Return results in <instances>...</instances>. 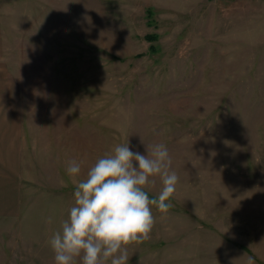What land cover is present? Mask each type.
Masks as SVG:
<instances>
[{"label": "rangeland", "instance_id": "rangeland-1", "mask_svg": "<svg viewBox=\"0 0 264 264\" xmlns=\"http://www.w3.org/2000/svg\"><path fill=\"white\" fill-rule=\"evenodd\" d=\"M0 33V130L17 137L0 264H55L68 163L83 179L127 143H163L179 177L127 264H264V0H0Z\"/></svg>", "mask_w": 264, "mask_h": 264}, {"label": "clouds", "instance_id": "clouds-1", "mask_svg": "<svg viewBox=\"0 0 264 264\" xmlns=\"http://www.w3.org/2000/svg\"><path fill=\"white\" fill-rule=\"evenodd\" d=\"M66 174L75 185L74 206L49 241L55 264H127L128 246L150 239L152 208L166 214L179 182L163 143L146 145V154L133 152L129 143L117 145L85 178L78 179L81 165L74 160ZM157 179L162 188L150 199L146 189Z\"/></svg>", "mask_w": 264, "mask_h": 264}, {"label": "crops", "instance_id": "crops-1", "mask_svg": "<svg viewBox=\"0 0 264 264\" xmlns=\"http://www.w3.org/2000/svg\"><path fill=\"white\" fill-rule=\"evenodd\" d=\"M0 37H1V33H0ZM1 39V38H0ZM0 78H1V73H0ZM19 121H22V118H20ZM19 129H20V126H19ZM18 129V130H19ZM21 130H19V133H20ZM14 134V133H13ZM12 133H5V129L3 130H0V178L1 179H4L6 180L7 176L8 177H15L16 174H15V171H14V166H10L6 159L1 157V154H2V149H4V147L6 148L9 144L8 142H11L10 140L11 139H14L16 140V135L14 134L13 135ZM13 154L11 155V158H13ZM12 164L15 163V159L11 160ZM10 186V185H9ZM7 187V186H6Z\"/></svg>", "mask_w": 264, "mask_h": 264}]
</instances>
